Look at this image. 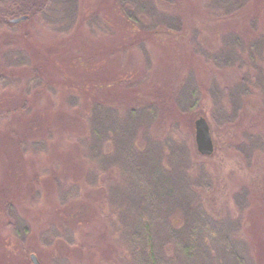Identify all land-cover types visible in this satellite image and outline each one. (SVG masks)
<instances>
[{"label":"rangeland","instance_id":"rangeland-1","mask_svg":"<svg viewBox=\"0 0 264 264\" xmlns=\"http://www.w3.org/2000/svg\"><path fill=\"white\" fill-rule=\"evenodd\" d=\"M114 2L79 0L81 11L76 21L70 20L66 13L57 14L55 20H49L53 23L39 25L30 36H26L23 24L16 30L0 28V74L8 72L15 81L14 85L0 88V264H34L30 258L33 250L41 264H60L58 261L123 264L118 248L122 242L119 239L122 224L112 214L114 207L108 198L115 194L108 192L105 186L91 188L85 181L91 170L85 147L89 148L92 140L87 115L95 99L93 95L97 94L94 84L101 79L100 74L108 76L111 83L108 82L105 92L111 89L112 93L116 92L121 82L141 80L136 87L124 89L121 100L107 103L123 109L138 106L136 104L142 107L154 104L161 87L178 94L184 82L196 78L207 85V89L217 84L222 89L232 90L240 83L241 76L246 75L253 92L249 93L237 123L220 127L219 119L212 112L214 101L209 92H203L197 109L186 119L182 117L179 124L171 125L164 118L152 121L149 130L153 140L174 135L184 143L190 135L189 146L194 150V121L200 115L207 118L216 143L212 154L200 153L199 156V162L213 179L212 187L201 190L203 207L226 225L240 223L241 230L235 237L247 247L243 252L248 264H264V150L258 149L259 143H264V105L259 95L261 91L253 83L258 72L250 71L251 68L238 70L236 64L224 65L220 70L215 62L206 60L205 54L199 56L189 51L191 46H197L190 43L193 37L189 33L187 39L178 36L173 39L150 36L147 31L137 32L142 36L139 47L127 45L124 50V33V39L132 37L129 40H133L136 33L124 23L123 12L114 9ZM186 7L187 16L181 13L184 21L191 25L196 23L206 34L207 40L200 38L199 46L208 41L221 45V32H217L216 37L209 33L216 22L199 18L193 11L196 4ZM258 21L261 30L264 18ZM236 25L239 29L243 26ZM219 50V53L224 51ZM20 52L28 54V62L17 60ZM261 54L256 63L264 69V50ZM84 55L92 56L90 62H85L86 66L75 58ZM36 73L41 82L27 86V79ZM69 94L75 95L77 105L69 103ZM108 97L107 93L105 99ZM226 105L231 111L230 102ZM36 111L51 123V128L45 130L51 133L48 136L38 129V135L24 137L23 118H31ZM191 118L193 121L189 124ZM252 137L259 139L257 147L252 148ZM38 139L45 140L48 148L45 147L41 156L24 157L22 142L31 144ZM105 146L104 151L108 153L115 149L110 142ZM54 168L60 169L54 172L58 173L55 181L51 174ZM113 172L111 181H120L119 173ZM59 173L63 175L59 177ZM163 174L168 176L169 173ZM73 183L80 185L81 195L77 201L62 206L60 189L66 190ZM70 208L75 213L68 222L66 237L61 221L68 217L65 211ZM83 208L85 212L81 211ZM23 222L26 232L19 231ZM52 228L63 234L43 243L41 236ZM229 257L230 254H223L220 260L230 261ZM230 262L235 264L233 260Z\"/></svg>","mask_w":264,"mask_h":264},{"label":"trees","instance_id":"trees-1","mask_svg":"<svg viewBox=\"0 0 264 264\" xmlns=\"http://www.w3.org/2000/svg\"><path fill=\"white\" fill-rule=\"evenodd\" d=\"M190 3L196 4L193 11L195 14L198 13L203 21L216 22L209 33L211 35L213 33L216 37L217 32H221V45L215 46L208 41L206 45L199 46L198 40L200 38L207 40L206 34L196 23V26L188 24L182 18L183 15L187 16L186 5ZM79 5V0H0V28L16 30L23 24L28 34L26 36H30L39 25L48 26L53 23L49 20H55L53 18L57 14L66 13L70 20L76 21L81 11ZM114 7L115 10L123 12L124 23L126 22L130 30L136 33L133 40H129L132 37L124 39L126 36L123 28L124 50L127 45L137 44L139 47L138 43L142 36L138 33L147 31L151 33L150 36L173 39L178 37L187 39L189 33L193 37L189 39L190 43L197 45L191 46L192 49L189 48V51L199 53V56L205 54L206 60L215 62L220 70L224 65L236 64L238 70L247 68L248 71V68H251L250 71L258 72L259 76L253 80V83L261 91L259 95L264 105L262 98L264 69L256 63L257 57H261L264 50V28L260 30L258 21L259 18H264V0H115ZM22 15L27 17L17 22L12 20ZM236 23L243 24L242 28L235 26ZM219 48L224 50L221 52L223 54L219 53ZM17 54L18 61L28 62L29 56L26 52ZM71 56L70 54L69 57ZM75 58L82 66H86L85 62H90L92 56H75ZM10 75L8 72L0 74V88L14 85V78ZM100 76L101 79L95 80L97 82L94 88L97 94L93 95L95 99L87 115L92 140L89 148L87 145L85 147L88 152L86 158L90 159L89 168H91L85 181L91 188L101 189L105 186L108 192L115 194L111 197L108 195V198L114 207L112 214L122 224L119 233L122 242L118 246L121 263L232 264L230 261L233 260L235 264H248L246 253L243 252L247 247L235 237V234L241 230L240 223L226 225L215 219L207 212L206 207H203L201 190L212 187L213 179L199 162L201 154L194 145V150L190 147V135L184 143L174 135L165 136L163 140L162 138L153 140L149 130L152 121L159 122L164 118H167L171 125L179 124L182 117L186 119L189 113L197 109L203 98V92H209L214 101L212 112L219 119L220 127L237 123L240 112L244 111L249 93L253 92L252 84L248 82L246 75L241 76L240 83L232 90L227 87L222 89L217 84L207 89V85L196 78L184 82L178 94L167 92L161 87L156 96L158 100L154 104L143 107L136 104L138 106L124 109L120 108V105L107 103L121 100L124 89L136 87L141 80L121 82L116 92L112 93V89L105 92V89L108 90V76L104 77L103 74ZM28 79L27 86L41 82L37 73ZM107 93L109 97L105 99ZM69 96V103L77 105L78 100L75 95L69 94ZM227 101L232 105L231 111L227 110ZM81 116L86 118L82 113ZM72 117L74 121V115ZM26 118H23L24 137L38 135L40 132L38 129L43 132L51 128V123H47L46 117L38 114L37 111L31 118ZM192 121L191 118L189 124L190 122L192 124ZM45 132L48 136L51 133ZM213 139L216 143L215 137ZM108 141L112 146L115 145L112 153L104 151ZM251 142L252 148L257 147L259 139L252 137ZM22 143L24 157L28 154L41 156L47 147V142L41 139L33 140L31 144L28 141ZM258 147L264 150V143H259ZM59 170L54 168L52 173L50 172L52 176L54 175V181L58 178V173L54 174V172ZM114 170L121 178L115 183L111 181L113 177H110ZM167 171L168 176L163 174ZM59 175L61 177L63 174L59 173ZM60 192L59 202L65 206L71 201H77L82 190L79 184L73 183L66 190L64 187L61 188ZM84 210L86 211V208L81 209ZM74 211L73 208L69 211L66 209L65 213L68 217L61 221L66 237H68L66 234L68 222H71ZM19 227L21 228L19 231L26 232L27 226L24 222L20 223ZM60 234L58 229L52 228L40 239L43 243H47ZM235 249H239V252ZM223 254H230V261H221ZM58 262L64 264L62 261Z\"/></svg>","mask_w":264,"mask_h":264},{"label":"water","instance_id":"water-1","mask_svg":"<svg viewBox=\"0 0 264 264\" xmlns=\"http://www.w3.org/2000/svg\"><path fill=\"white\" fill-rule=\"evenodd\" d=\"M27 15L15 17L12 20L17 22L26 18ZM195 141L198 151L204 155L213 153L215 145L211 133L210 124L204 115H200L195 119ZM31 259L34 264H41L35 253H31Z\"/></svg>","mask_w":264,"mask_h":264}]
</instances>
